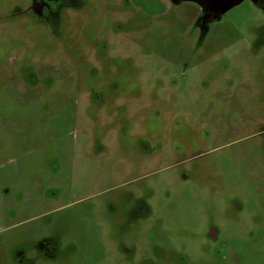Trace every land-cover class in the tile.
Instances as JSON below:
<instances>
[{"label": "rangeland", "instance_id": "obj_1", "mask_svg": "<svg viewBox=\"0 0 264 264\" xmlns=\"http://www.w3.org/2000/svg\"><path fill=\"white\" fill-rule=\"evenodd\" d=\"M89 1L108 39L95 81L45 80L39 62L18 60L14 74L34 88L22 104L0 71V108L20 120L8 139L0 125V264L19 252L37 264H264L263 10L242 1L201 44L195 2ZM39 37L52 43L44 26ZM172 83L179 102L164 101ZM92 89L102 104L86 98ZM169 141L176 155L149 159ZM137 198L151 208L141 238L126 214L146 208ZM47 238L52 257L36 246Z\"/></svg>", "mask_w": 264, "mask_h": 264}, {"label": "flooded vegetation", "instance_id": "obj_2", "mask_svg": "<svg viewBox=\"0 0 264 264\" xmlns=\"http://www.w3.org/2000/svg\"><path fill=\"white\" fill-rule=\"evenodd\" d=\"M170 1L172 3L180 4L182 1L187 0ZM7 2L8 3H6L5 7H1L2 4H0V61L2 62V64H0V71L6 74L7 79L9 80H7L6 83H3V89L5 87L6 91L11 94L10 85H12L13 94L18 102H22V104L25 103L26 99L30 97L32 95L31 93L34 91V88L25 86V83L14 74V64L18 60L26 61L27 58V61L29 60V62H32L35 66H37L39 62L40 66L37 70L45 80L49 78V76H54L67 84V80L70 79V76L76 74V76L79 77L77 83L80 88L82 83L80 80H83V76L86 72L91 73L90 76L93 81L98 78V65H100L101 61L106 59L107 56L106 49L108 39L102 35L100 28L97 26L98 22H96V20L94 22L92 19V23L89 22L90 14L88 13V7L91 3L89 0H8ZM260 9L264 12L263 3L260 4ZM204 11L205 10L201 7L193 22V29L197 31L198 34L197 42L201 44L208 32L209 24L218 20L213 16V13H209L208 11H205L206 13H204ZM93 17H95L94 13ZM76 19L81 21L79 22L77 29V32L81 31L78 34L79 39H76L77 32L76 34H73V25ZM41 26H44L47 36L52 40V43H49L50 45L42 43L40 40L39 30ZM91 28H95L96 32H92ZM259 29V36L254 43L264 47V25ZM80 34L81 37H79ZM80 42L86 43V47L82 48L79 45ZM27 70H23L24 74L27 73ZM84 81L83 83L86 84V76H84ZM168 86L169 88L167 89L164 101H172L173 103L179 102L181 97L178 90L175 89L176 84L172 83L168 84ZM112 88L113 87H111V89ZM114 88H117V86H114ZM261 91L263 93L262 99L264 101V88L261 89ZM101 95L95 91V89H92L88 91L86 98H89V101L96 102V104H102L104 98ZM157 101H159V98ZM128 106L129 110L131 109L130 117L132 119L137 117V112L139 111L138 106L133 107L132 104H129ZM13 117L16 116L14 115ZM16 119L18 118H6V115L3 114L2 108H0V125L1 123L3 124L2 127L4 131L2 133L7 139L10 136L9 129L11 124L14 122L19 124L18 122L20 120L18 119L17 122ZM137 123L138 122L135 121V125ZM258 132L259 134H264V126H262ZM150 133L153 132L150 130L148 134ZM134 134L137 135V131H135ZM180 134L181 130L179 129L177 135ZM161 148H163V150L157 148L156 151L154 150L151 152L149 159L155 161L160 157L171 156L173 153L176 155V151L179 147L169 141L166 147L161 146ZM7 150L10 151V146L7 147ZM263 153L264 138L263 142L260 144V153H257L259 155V161L261 160ZM262 162L264 164V161ZM175 163L181 164L182 160ZM194 176H196L195 173ZM182 179L185 182L187 181V175L185 173L183 174ZM149 192L150 190H148V193ZM139 193L142 194L143 192L139 191ZM137 200L146 205V208L142 210L143 212L141 210L137 211L134 207L132 212L127 208L126 214L130 221L139 220L134 223V225L137 228L136 236L138 235V237L141 238V235L144 234V230L140 231L142 228L141 223L146 220L147 216L144 217V215H146L145 213L150 214L151 208L148 201H145L142 198H137ZM207 236L211 240H216V230L212 229ZM42 240H39L41 241L42 252H48L50 254L52 252V247L50 246H53L52 240ZM158 243L159 242L153 238V244L159 245ZM123 248L124 252H126L127 248ZM130 258L132 259V256ZM35 259L37 260V258ZM131 259H127L121 263H125ZM146 263L155 264L156 262L153 260H146Z\"/></svg>", "mask_w": 264, "mask_h": 264}, {"label": "water", "instance_id": "obj_3", "mask_svg": "<svg viewBox=\"0 0 264 264\" xmlns=\"http://www.w3.org/2000/svg\"><path fill=\"white\" fill-rule=\"evenodd\" d=\"M244 0H203L202 6L209 13H213V16L219 19L220 15L238 5ZM252 4L258 6L264 3L263 0H249Z\"/></svg>", "mask_w": 264, "mask_h": 264}, {"label": "trees", "instance_id": "obj_4", "mask_svg": "<svg viewBox=\"0 0 264 264\" xmlns=\"http://www.w3.org/2000/svg\"><path fill=\"white\" fill-rule=\"evenodd\" d=\"M187 1H192V2H195L199 5H202L203 4V0H187ZM264 4V3H263ZM260 7V5H258ZM44 240H49L51 241L52 239L51 238H47V239H43L42 241ZM36 246L41 249V241H39ZM54 253H50L49 256H53ZM17 262L18 264H37V260L35 258H30V257H26L25 255H23L21 252H19L17 254Z\"/></svg>", "mask_w": 264, "mask_h": 264}, {"label": "crops", "instance_id": "obj_5", "mask_svg": "<svg viewBox=\"0 0 264 264\" xmlns=\"http://www.w3.org/2000/svg\"><path fill=\"white\" fill-rule=\"evenodd\" d=\"M38 262V261H37Z\"/></svg>", "mask_w": 264, "mask_h": 264}]
</instances>
